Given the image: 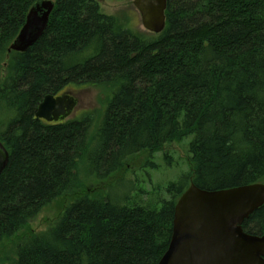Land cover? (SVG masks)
Returning <instances> with one entry per match:
<instances>
[{
	"label": "trees",
	"instance_id": "trees-1",
	"mask_svg": "<svg viewBox=\"0 0 264 264\" xmlns=\"http://www.w3.org/2000/svg\"><path fill=\"white\" fill-rule=\"evenodd\" d=\"M37 1L0 0V142L9 154L0 241L53 202L61 212L29 232L14 264H158L190 184L264 183V0H167L165 28L150 36L101 13L96 0H53L43 36L8 53ZM83 87L103 91L100 112L34 118L45 96ZM176 143L186 145L189 169L159 205L92 197L80 179L124 177L126 160L141 155L155 169L154 155ZM242 229L264 236V205Z\"/></svg>",
	"mask_w": 264,
	"mask_h": 264
},
{
	"label": "water",
	"instance_id": "water-1",
	"mask_svg": "<svg viewBox=\"0 0 264 264\" xmlns=\"http://www.w3.org/2000/svg\"><path fill=\"white\" fill-rule=\"evenodd\" d=\"M143 28L160 34L165 28L167 0H133ZM53 0H38L8 53L26 52L44 34L54 9ZM75 108L74 96H45L35 118L45 122L65 119ZM9 154L0 142V175ZM264 205V184L203 191L190 184L174 207L172 233L158 264H264V236L247 234L243 222Z\"/></svg>",
	"mask_w": 264,
	"mask_h": 264
},
{
	"label": "rangeland",
	"instance_id": "rangeland-1",
	"mask_svg": "<svg viewBox=\"0 0 264 264\" xmlns=\"http://www.w3.org/2000/svg\"><path fill=\"white\" fill-rule=\"evenodd\" d=\"M101 13L107 16H115L120 23L133 33L144 36L155 35L147 32L141 23L140 14L133 6V0H96ZM70 92L77 99V106L70 119H79L85 114L100 112L106 97L100 88L83 87L71 89ZM6 116L0 112V124ZM171 157L169 163L163 160V154ZM146 157L138 156L135 159L126 160L124 177L112 173L106 178L80 176L84 181V188L92 193V197H110L114 202L125 204L128 202L149 204L160 202L161 199H168L165 192L170 182H175L183 173L188 172L186 156V145L183 143L167 146L165 152L157 153L152 159L155 169L144 167ZM124 171V172H125ZM139 192V196H136ZM140 201V202H139ZM61 202L56 201L45 207L39 215L31 220L10 237L0 241V264H14L18 246L24 242L30 231L40 233L45 231L49 224L61 212Z\"/></svg>",
	"mask_w": 264,
	"mask_h": 264
},
{
	"label": "flooded vegetation",
	"instance_id": "flooded-vegetation-1",
	"mask_svg": "<svg viewBox=\"0 0 264 264\" xmlns=\"http://www.w3.org/2000/svg\"><path fill=\"white\" fill-rule=\"evenodd\" d=\"M66 93H69L68 91H66ZM74 100H75V108H76V106H77V104H78V102H77V99L76 98H74ZM74 108V109H75ZM74 111V110H73ZM73 111L69 114V116L66 118V119H64V121L65 120H69L70 119V117H71V115H72V113H73ZM63 121V120H62ZM62 121H57V122H52V123H59V122H62Z\"/></svg>",
	"mask_w": 264,
	"mask_h": 264
},
{
	"label": "bare ground",
	"instance_id": "bare-ground-1",
	"mask_svg": "<svg viewBox=\"0 0 264 264\" xmlns=\"http://www.w3.org/2000/svg\"><path fill=\"white\" fill-rule=\"evenodd\" d=\"M152 34H153V33H152ZM155 35H158V34H155ZM16 53H17V52H16ZM41 101H42V100H41ZM37 107H38V106H37ZM36 110H37V109H36ZM68 116H69V115H68ZM68 116H67V117H68ZM67 117H66V118H67ZM34 118H35V114H34ZM66 118H65V119H66ZM35 119H36V118H35ZM36 120H38V119H36ZM41 121H43V120H41ZM60 121H62V120H60ZM63 121H64V119H63ZM44 122H45V121H44ZM46 123H48V122H46ZM50 123H52V122H50ZM1 144H2V143H1ZM2 145H3V144H2ZM4 148H5V147H4ZM4 170H5V169H4ZM4 170H3V171H4ZM262 184H264V183H262ZM195 187H196V186H195ZM187 188H188V187H187ZM198 189H199V188H198ZM200 190H201V189H200ZM203 191H206V190H203ZM180 196H181V195H180ZM178 199H179V198H178ZM178 199H177V200H178ZM176 202H177V201H176ZM173 216H174V215H173ZM172 223H173V221H172ZM171 233H172V231H171ZM166 250H167V249H166Z\"/></svg>",
	"mask_w": 264,
	"mask_h": 264
}]
</instances>
